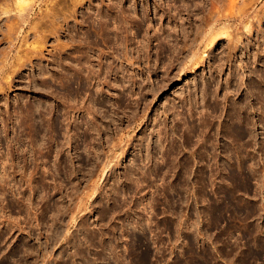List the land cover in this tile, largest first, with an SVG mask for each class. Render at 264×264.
<instances>
[{
    "label": "rangeland",
    "instance_id": "obj_1",
    "mask_svg": "<svg viewBox=\"0 0 264 264\" xmlns=\"http://www.w3.org/2000/svg\"><path fill=\"white\" fill-rule=\"evenodd\" d=\"M26 1L31 27L0 31V264H264V36L242 0L216 1L212 35L210 0L184 26L163 14L185 0Z\"/></svg>",
    "mask_w": 264,
    "mask_h": 264
},
{
    "label": "bare ground",
    "instance_id": "obj_2",
    "mask_svg": "<svg viewBox=\"0 0 264 264\" xmlns=\"http://www.w3.org/2000/svg\"><path fill=\"white\" fill-rule=\"evenodd\" d=\"M6 2L7 1H9V0H5ZM82 1L83 0H79V1H73L74 2V6H77V5H81L82 4ZM176 1H178V0H176ZM184 1V0H183ZM209 1V0H208ZM207 1V2H208ZM216 1L217 0H210V2H209V6L211 7V12L209 13V16L211 17L212 15V17L210 18L211 20L209 21V22H207V26L210 28L209 29V31H208V35H212L214 32V26L215 25H217V23L219 24L220 22H222L223 21V19H221V17L219 16V17H217L216 19H215V17H214V15H215V9L217 8V4H216ZM231 1V0H230ZM238 0H232L231 1V3H232V6L233 5H236L235 3L237 2ZM247 1H249V0H242V1H240V2H238L237 3V5L239 4V5H241V7H242V9H241V11H239V13L238 14H240V12H242L241 13V15H242V17L240 18V17H238L239 19V22L240 23H244L245 25L243 26L244 27V30L243 31H246L247 33L246 34H248L247 36H248V38H249V36L251 35L250 33H252V32H255V34H256V32L259 34V37H261V36H264V31L263 30H261L260 28H259V26L261 25V21H262V19H261V17H260V13H258V15H255V14H253L254 16H253V20H251L252 19V17L251 16H248L250 13H251V11L250 10H247V9H249V8H246V7H248V5H250L251 6V4H247ZM251 1V0H250ZM15 2H16V4H17V12H18V14H17V20L16 21H14V22H12L10 25H8V28H7V34L5 35V32H4V28H2V26L0 25V31H3V37L2 38H8V36L9 35H11V34H22L24 31H25V28L26 27H31V22H29V19H30V13L32 12V9H33V4H30V3H28L26 0H15ZM174 2V1H173ZM182 2V1H181ZM256 2H257V0H256ZM184 5L182 6L183 8L182 9H179L178 7H175V9H174V6H172V7H169V9L166 11V12H164L165 14H163V15H165L164 16V18L165 19H168V20H170V22H171V25H174V26H176V25H179V24H181V25H183L184 26V24H185V22H188V21H191V19L193 18L191 15V11H192V7L194 8V10H197L198 12H202L203 11V9H204V7L202 6L204 3H203V1L201 0V1H198V0H185L184 2ZM241 3V4H240ZM181 4V3H180ZM208 5V4H207ZM237 5H236V7H237ZM209 7V8H210ZM233 7H235V6H233ZM240 7V8H241ZM238 9H239V7H238ZM251 9V8H250ZM2 10V9H1ZM166 9H164V11H165ZM206 10V11H205ZM204 11H203V13L204 12H207L208 13V9L206 8ZM210 11V10H209ZM12 11H10V10H8V9H3L1 12H0V15H9L10 13H11ZM256 13V12H255ZM12 17H13V15L12 14H10ZM234 15V14H233ZM232 15V16H233ZM231 16V15H230ZM231 16V17H232ZM240 16V15H239ZM228 17H229V15H228ZM237 17V16H236ZM230 18V17H229ZM233 18V17H232ZM7 19H11L9 16H8V18ZM142 20V19H141ZM225 20H226V18H225ZM237 20V19H236ZM258 20V21H257ZM145 20H143V22H144ZM258 22V24L256 23V22ZM169 22V21H168ZM233 22V21H232ZM234 22H236V21H234ZM238 21H237V23H239ZM254 22H255V24H257V27L256 28H253L252 26H253V24H254ZM228 23V24H227ZM226 24L227 25H229V22H227ZM242 24L240 25V26H242ZM238 25V24H237ZM239 27V26H238ZM237 27V28H238ZM224 28V27H223ZM227 28V27H226ZM226 28H224L223 29V31L221 32V33H219L220 34V36L222 35V36H226L227 37V35H228V38L231 40V37H232V34H233V32H232V34H230L229 33V31H227L226 30ZM241 28V27H240ZM239 28V29H240ZM238 29V30H239ZM241 30V29H240ZM242 30H241V32L240 33H238L237 32V30H236V33L235 34H237L236 36L237 37H239L240 35L239 34H241L242 33ZM256 30H258V31H256ZM161 33H162V31L161 30H159ZM164 33H165V31H163ZM210 33V34H209ZM244 33V32H243ZM234 34V35H235ZM258 34H256V35H258ZM233 35V36H234ZM239 35V36H238ZM261 35V36H260ZM218 36V35H217ZM243 36H246L245 34H243ZM252 36V35H251ZM156 37V36H155ZM258 37V36H257ZM156 38H158V37H156ZM25 39V38H24ZM23 39V40H24ZM219 39V38H218ZM212 40V39H211ZM215 40L216 39H213L212 41H210V42H212V44L215 42ZM233 40V39H232ZM232 40L230 41L231 42V44H233L232 43ZM235 41V40H234ZM239 42H240V40H238ZM229 42V43H230ZM211 43H210V45H212ZM234 45V48L236 47V45H238V43L235 45V44H233ZM239 46H237L236 48H238ZM160 48H162V46L160 47ZM233 48V49H234ZM235 48V49H236ZM240 48V47H239ZM235 49H234V51H235ZM0 55L4 58L5 56H6V53H4V52H2L1 51V53H0ZM29 62L31 63L32 61H31V59H29ZM26 64H28L27 62H24V63H21L20 65H18V66H16L15 68L14 67H12L11 68V70L9 69V71H10V74H13L14 76H17V74H19L20 72H21V70L23 69V68H25L26 67ZM14 68V69H13ZM122 75H124V73L122 74ZM126 78V77H125ZM124 78V79H125ZM5 234H4V232L2 231V229L0 230V242L5 238V236H4Z\"/></svg>",
    "mask_w": 264,
    "mask_h": 264
}]
</instances>
